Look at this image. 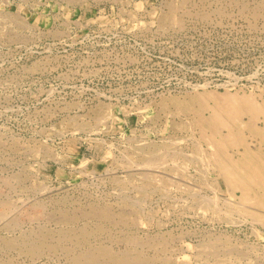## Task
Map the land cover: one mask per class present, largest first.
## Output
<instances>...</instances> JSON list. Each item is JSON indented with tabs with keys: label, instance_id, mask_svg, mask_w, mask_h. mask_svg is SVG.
I'll return each mask as SVG.
<instances>
[{
	"label": "rangeland",
	"instance_id": "rangeland-1",
	"mask_svg": "<svg viewBox=\"0 0 264 264\" xmlns=\"http://www.w3.org/2000/svg\"><path fill=\"white\" fill-rule=\"evenodd\" d=\"M228 96L263 155L264 0H0V264H264Z\"/></svg>",
	"mask_w": 264,
	"mask_h": 264
},
{
	"label": "bare ground",
	"instance_id": "bare-ground-1",
	"mask_svg": "<svg viewBox=\"0 0 264 264\" xmlns=\"http://www.w3.org/2000/svg\"><path fill=\"white\" fill-rule=\"evenodd\" d=\"M206 93V92H205ZM201 94V93H200ZM203 94V93H202ZM209 95V94H208ZM211 95V94H210ZM198 96H200V95H198ZM203 98H202V97ZM200 97L202 98V102L203 101H205L204 99H205V97L203 96V95H201ZM206 96V95H205ZM207 97V96H206ZM190 98H191V96H190ZM207 98H210V97H207ZM176 100V99H175ZM207 101L209 100V99H206ZM179 101V100H178ZM181 101V100H180ZM184 101H186V100H184ZM192 101H193V99H192ZM243 101H246V102H248V100H238L236 97H234V96H228V97H226L225 98V100H224V102H225V104H224V102H222V105H219V107H218V105L216 106V108H214L213 110H212V118L210 119L211 121L209 122V123H207V125H209L211 128H213L214 129V131L215 132H219V129L220 128H222L223 127V129H224V127H227L228 128V133H227V135L225 136V137H223V138H221V136H220V140L219 141H216L217 142V144H216V146L220 149V151H225L228 147H236V146H238L239 147V145H242V146H244V154H243V158L241 159V160H239V161H236V160H233L232 159V157L230 158V157H228V156H225L224 157V161H223V173H224V175H225V178H226V180H227V182L231 185V187L233 186V187H235V188H241V189H243L244 190V192L246 191V197H248L247 196V194L249 193V191L250 190H253L254 188H258L259 189V191H260V195H259V202H257V203H259L261 206H263L264 207V154L263 155H261L260 153H258V152H255V151H252L250 148H249V146L247 145V143H246V141H245V139L243 138V137H240V138H235V137H238L237 135H239V134H235V131L234 130H232L231 128L232 127H234L233 125H231V119H230V121H228L229 120V118H227V115H232V116H237V114L239 113V112H241L242 111V106L241 107H239V106H237V105H233V104H236V103H238V102H243ZM212 102V101H211ZM186 103V102H185ZM188 103V102H187ZM194 103V102H193ZM196 103V102H195ZM227 103H228V105H227ZM177 104V103H176ZM179 104V103H178ZM177 104V105H178ZM184 104V103H183ZM244 104V103H243ZM255 104V103H254ZM189 105V104H188ZM197 105V104H196ZM199 105V104H198ZM249 105V104H248ZM181 106H184V105H182V103H181ZM195 106V105H194ZM209 106V105H208ZM251 106V105H250ZM256 106V105H255ZM254 106V107H255ZM261 107V106H260ZM192 108H194V107H192ZM252 108H253V106H252ZM251 108V109H252ZM263 108V107H262ZM262 108H260V109H262ZM190 109V108H189ZM208 109H209V107H208ZM241 109V110H240ZM256 110H257V108H255ZM259 109V108H258ZM259 109V110H260ZM195 110V109H194ZM193 110V111H194ZM198 110V109H197ZM201 110V109H200ZM206 110V109H205ZM255 110V111H256ZM192 111V112H193ZM208 111V110H207ZM210 112H211V110H210ZM209 112V113H210ZM199 113V112H198ZM258 113H259V111H258ZM196 114V113H195ZM202 116V115H201ZM243 117H245V116H243ZM228 119V120H227ZM194 120V119H193ZM236 120L234 119V122H235ZM243 122H245V121H243ZM203 123H204V121H203ZM238 123H240V122H238ZM191 124H193V123H191ZM230 124V125H229ZM241 124H244V123H241ZM240 124V125H241ZM235 125V124H234ZM243 126V125H242ZM245 127H246V125H244ZM193 127V126H192ZM195 127V126H194ZM244 127V128H245ZM200 128V127H199ZM238 128V127H237ZM240 128H242V127H240ZM196 129V128H195ZM209 129V128H208ZM207 129V130H208ZM205 130H206V128H205ZM204 130V131H205ZM206 130V131H207ZM211 131V130H210ZM260 130H258V128L257 129H255V132H257V133H260L259 132ZM202 132V131H201ZM241 132H242V130H241ZM197 133V132H196ZM204 133V132H203ZM208 134V133H207ZM261 134V133H260ZM200 135L202 136L203 134H201L200 133ZM216 135V134H215ZM218 136H219V134H217ZM242 135V134H241ZM241 135H239V136H241ZM261 136H262V140H263V143H264V133H262L261 134ZM210 138V137H209ZM213 139V138H212ZM211 139V140H212ZM252 140V139H251ZM204 141V140H203ZM209 141V140H208ZM201 142V141H200ZM250 142V141H249ZM204 143H205V141H204ZM207 143V142H206ZM201 145V144H200ZM253 145H254V142H253ZM210 146V145H209ZM264 146V145H263ZM211 148V147H210ZM199 149V148H198ZM239 149V148H238ZM243 149V148H242ZM200 150V149H199ZM215 150V149H214ZM218 151V150H217ZM199 152H201V151H199ZM204 152V151H203ZM238 153V152H237ZM236 153V154H237ZM243 153V152H242ZM140 154V153H139ZM240 156V155H239ZM212 157V156H211ZM206 158V157H205ZM234 158V157H233ZM238 158V157H237ZM238 160V159H237ZM207 164V163H206ZM135 169V168H134ZM142 169V168H141ZM140 170V169H139ZM219 170H221V169H219ZM130 171V170H129ZM220 172V171H219ZM148 173V172H147ZM219 174V173H218ZM145 177V176H144ZM155 179V178H154ZM223 180H225V179H223ZM226 182V181H225ZM220 185V184H219ZM189 187V186H188ZM187 187V188H188ZM182 188V187H181ZM222 189V188H221ZM152 191V190H151ZM258 191V190H257ZM239 192V191H238ZM237 192V193H238ZM228 193V192H227ZM239 195H240V193H239ZM244 197H245V195H244ZM255 197V196H254ZM252 199V198H251ZM209 200V199H208ZM228 200V199H227ZM243 201H244V199H243ZM243 201H241L242 203H243ZM245 201H247V199L245 200ZM248 202V201H247ZM247 202H245V203H247ZM249 202H252V200H250ZM253 202H255V201H253ZM252 204V203H251ZM6 205V204H5ZM245 205V204H244ZM244 205H241L242 207L244 206ZM255 205V204H254ZM12 206H14L13 204H12ZM210 207V206H209ZM9 208H10V206H9ZM106 209H107V207H106ZM125 209V208H124ZM130 209V208H129ZM252 209V208H251ZM108 210V209H107ZM225 210V209H224ZM7 211V210H6ZM132 211V210H131ZM5 212V211H4ZM239 212V211H238ZM253 212V211H252ZM92 213H93V211H92ZM101 213V212H100ZM110 213V212H109ZM91 214V213H90ZM94 214V213H93ZM92 214V215H93ZM108 214V213H107ZM96 215V214H95ZM110 215V214H109ZM104 216V215H103ZM102 216V217H103ZM126 216V215H125ZM249 216V215H248ZM263 216V215H262ZM66 218V217H65ZM126 218V217H125ZM253 218V217H252ZM102 219V218H101ZM255 219V218H254ZM115 220V219H114ZM257 220V219H256ZM131 240V239H130ZM132 242H133V240H132ZM135 242V241H134ZM86 243V242H85ZM129 243V242H128ZM76 244V243H75ZM214 244V243H213ZM212 244V245H213ZM218 244V243H217ZM216 244V245H217ZM211 245V244H210ZM33 246V245H32ZM205 246V245H204ZM79 247V246H78ZM35 248V247H34ZM210 249V248H209ZM214 249V248H213ZM212 249V250H213ZM34 250V249H33ZM208 250V249H207ZM211 250V251H212ZM220 251V250H219ZM230 251V250H229ZM108 252V251H107ZM215 252V251H214ZM217 252V251H216ZM215 252V253H216ZM91 253H93V252H91ZM215 253H213L214 255H218L219 253H217V254H215ZM85 254H86V252H85ZM201 254H202V252H201ZM207 254V253H206ZM205 254V255H206ZM212 254V253H211ZM212 254V256H214ZM93 255V254H92ZM103 256H104V254H102ZM90 257H91V255H89ZM94 256H96V254H94ZM144 256V255H143ZM201 256V255H200ZM203 256V255H202ZM219 256V255H218ZM217 256V257H218ZM104 257H106V255L104 256ZM136 257V256H135ZM207 257V256H206ZM215 257V256H214ZM128 258V257H127ZM126 258V259H127ZM138 258V257H137ZM219 258V257H218ZM85 259H87V257L85 258ZM217 259V258H216ZM221 259V258H220ZM99 260V259H98ZM114 260V259H113ZM218 260V259H217ZM223 260H224V258H223ZM89 261V260H88ZM91 261V260H90ZM94 260H92L91 262H93ZM219 261V260H218ZM134 262V261H133ZM133 262H132V264H133ZM143 262H144V260H143ZM147 261L145 260V262L144 263H146ZM221 262V261H220ZM220 262H218V263H220ZM227 262V261H226ZM115 263V262H114ZM118 263V262H117ZM123 263H125V262H123ZM138 263H140V262H138ZM143 263V264H144ZM222 263V262H221ZM135 264H137V263H135Z\"/></svg>",
	"mask_w": 264,
	"mask_h": 264
}]
</instances>
